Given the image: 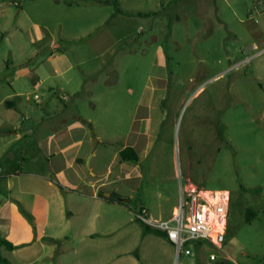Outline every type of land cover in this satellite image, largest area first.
<instances>
[{"label": "rangeland", "instance_id": "374dc122", "mask_svg": "<svg viewBox=\"0 0 264 264\" xmlns=\"http://www.w3.org/2000/svg\"><path fill=\"white\" fill-rule=\"evenodd\" d=\"M35 71L48 78L39 88ZM76 120L89 131L86 182L131 202L64 190L74 215L52 210L54 243L38 239L44 198L20 204L0 179V237L28 244L2 247L8 264H264V0H0V168L20 172L15 189L44 196L45 179L27 173L54 176L43 136ZM16 127L21 139L3 137ZM126 146L138 163L121 159ZM183 185L230 191L223 249L177 257L144 233L135 204L168 219Z\"/></svg>", "mask_w": 264, "mask_h": 264}, {"label": "crops", "instance_id": "0c3cea01", "mask_svg": "<svg viewBox=\"0 0 264 264\" xmlns=\"http://www.w3.org/2000/svg\"><path fill=\"white\" fill-rule=\"evenodd\" d=\"M57 57L58 56H55V58ZM53 70L56 74L59 73L60 65L56 61L53 62ZM21 71H23L24 75L29 73V69L22 68L21 70L18 69V75H20ZM30 74L31 73H29V75ZM33 76H30V79L33 81L36 88H39V86H41V84L44 83L46 79H48L47 77H44L43 75L39 74L38 71H35V74H33ZM18 129L19 127H16L13 130L8 131L7 134L9 135L3 137H14V141L21 139L22 134ZM88 139H90L89 131L86 126L82 124L79 120L73 121L71 123L69 122L65 126H59L57 127L54 133H49L48 135L43 136V141L40 146L44 149L46 155L50 157V162L52 164L51 170L54 172V176L47 177L46 175H41L36 171H30L27 174L34 176L39 175L40 177L45 179L47 186L44 188V196L40 194V191H30L27 188H23L20 190L15 189L14 179H17L19 177L18 174L20 172L12 171L8 174H5V167L0 168V170H2L0 173V179L6 180L7 192L10 199L16 200L20 204H23L22 199L19 197V194L25 193H31L35 196L44 198V201L46 203V218L45 223L42 226L41 234L38 237L39 240H44V237H46L45 235L47 228L52 223L51 217L53 209L56 213H59L61 215L62 219L66 217L65 213L67 214V216L74 215L73 211L70 208L68 209V201L67 197L64 195L66 193L64 192V190H75L77 188H84L81 190L82 198H92L97 201L107 200L105 198L99 197V192L102 191L104 186L107 185L105 182L100 183L101 180H89L88 182H86V176L84 174L82 165V162L84 161L82 150ZM7 145L12 144H6V146ZM31 151L32 150H29L27 147L24 146L22 148L21 157L25 159L24 154ZM10 153L11 157L16 159L17 154L13 151H11ZM31 155L33 157L35 153H32ZM107 179L108 178H106V180ZM16 190L18 193L16 192ZM31 205H34V203ZM159 237L162 239L164 238L161 236Z\"/></svg>", "mask_w": 264, "mask_h": 264}, {"label": "built area", "instance_id": "2783aa9c", "mask_svg": "<svg viewBox=\"0 0 264 264\" xmlns=\"http://www.w3.org/2000/svg\"><path fill=\"white\" fill-rule=\"evenodd\" d=\"M232 195L225 189L206 190L181 186V197L173 215L157 219L146 208L136 212V218L144 225L163 232L173 244L176 255H191V245L208 242L223 249L228 229ZM211 260H217L215 254Z\"/></svg>", "mask_w": 264, "mask_h": 264}, {"label": "trees", "instance_id": "16d2710c", "mask_svg": "<svg viewBox=\"0 0 264 264\" xmlns=\"http://www.w3.org/2000/svg\"><path fill=\"white\" fill-rule=\"evenodd\" d=\"M157 13H148V14H144V15H147V16H152V15H156ZM6 104H8L9 106H12L9 102H6ZM220 136H223V131L220 132ZM121 159L123 161H133V162H136L138 163L140 161V156L138 154V152L136 151V149L132 146H126L125 148H123L120 153H119ZM81 161V160H79ZM99 197L101 198H105L107 200H110L112 202H116V203H119V204H122V205H126L128 206L129 203L131 202V200L129 198H124L122 197L120 194L116 193V192H112L111 193V197L107 198L104 196V192L103 191H100L99 192ZM136 206V212L140 209V208H143L144 206L139 204L138 202L135 204ZM24 214L29 218V220L31 222H34V218L32 215H30L29 213L23 211ZM256 217V213L252 210H247L246 212V221L247 222H251L254 218ZM138 222H140L138 219H137ZM143 227H144V233L145 234H150V233H154L155 235L157 236H161V237H164L167 239L166 235L159 231V230H156V229H152L146 225H144L142 222H140ZM44 240H49L51 242H54V243H57L59 242V240L57 239H54V238H49V237H44ZM28 244H20V245H16L12 242H10L9 240L7 239H4V238H1L0 237V249L2 247H5L7 250H10V251H14V250H17V249H20V248H23L25 246H27ZM197 246H200L201 243L198 242L196 244ZM3 263H10L8 259L6 258H3L1 256V253H0V264H3Z\"/></svg>", "mask_w": 264, "mask_h": 264}, {"label": "water", "instance_id": "95a60500", "mask_svg": "<svg viewBox=\"0 0 264 264\" xmlns=\"http://www.w3.org/2000/svg\"><path fill=\"white\" fill-rule=\"evenodd\" d=\"M1 171H2V170H0V173H1ZM104 196H106V197L109 198V197H111V193H104Z\"/></svg>", "mask_w": 264, "mask_h": 264}]
</instances>
